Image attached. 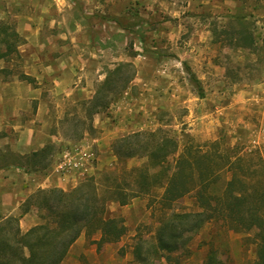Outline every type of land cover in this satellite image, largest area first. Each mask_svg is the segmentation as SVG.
<instances>
[{"label":"trees","instance_id":"trees-1","mask_svg":"<svg viewBox=\"0 0 264 264\" xmlns=\"http://www.w3.org/2000/svg\"><path fill=\"white\" fill-rule=\"evenodd\" d=\"M236 34L235 45L256 48L251 32L242 28ZM20 41L14 27L0 20V59L8 61L18 55ZM187 72L199 85L196 76ZM135 73L130 61L109 69L93 96L80 102L83 115L63 120L62 136L78 140L85 133L92 134L93 115L106 110ZM19 76L34 80L23 73ZM197 94L203 96L200 86ZM58 148L47 143L20 155V166L25 171L42 170ZM110 151L116 162L98 176H85L67 189L39 188L23 200L19 215L0 214V264H61L83 231L87 237L99 234L91 239L97 248L116 242L127 228L121 215L109 211L108 204L125 205L142 195L153 196L158 225L152 245L134 244L136 260L146 262L157 252L169 258L170 253L185 249L204 224L221 220L236 231L253 232L251 264H264V158L258 148L230 145L222 136L203 142L188 138L180 146L177 137L157 128L120 135L112 140ZM130 158L143 161L127 168L124 162ZM186 195L192 196L196 210L175 208ZM31 210L41 222L23 230L20 217Z\"/></svg>","mask_w":264,"mask_h":264},{"label":"rangeland","instance_id":"rangeland-1","mask_svg":"<svg viewBox=\"0 0 264 264\" xmlns=\"http://www.w3.org/2000/svg\"><path fill=\"white\" fill-rule=\"evenodd\" d=\"M80 1L0 0V20L10 23L16 30L17 23L24 19L19 20L17 17L23 15V17L30 18L29 21L33 20L42 25L40 31L45 38L59 32L60 28L49 25V21L53 17L56 23L57 21L66 22L67 26L63 27L64 30L72 32L74 21L83 17H79V14L83 12ZM106 1L100 0V3L106 6ZM114 2L113 7L118 10H121L125 4L127 5L123 12H119L118 16L91 11L81 19L86 24L83 33L89 38L90 45H93L95 39L107 36L112 22L115 20L125 31L124 40L120 43V55L115 58L103 57L102 71L106 72L109 68L114 67L125 54L135 56L139 53L153 57L160 64L168 62L171 70L179 72L180 68L183 71L180 76H185L191 83V89L196 91L197 86H200L202 92L205 88L203 87V90L200 83L197 85L190 80L187 69L192 73L193 71L187 61L197 62V64L204 61V67L201 70H203V74L208 71L206 74L209 75L207 90L213 94H220L224 91L223 95L227 97L233 96L241 90L250 94L257 90L258 84L264 82V0H115ZM197 3H206L207 8L195 9L192 5ZM20 23H24V21ZM242 28L252 33L256 48L235 45L236 31ZM196 31L197 35L201 34L202 40L195 39ZM19 35L21 41L18 46V55L13 56L11 60H6L3 69L8 71L9 75H6L8 78L16 75L24 82L36 85L34 78L32 82H28L19 76L31 67L30 59L24 57L31 47L27 44L25 37ZM194 44L199 49L198 51H202V56L196 55L195 58L193 51V56L187 57L188 49H192ZM181 53H185V56L182 63H179V60L181 62L179 56ZM203 56L206 58L203 59ZM209 70H211L210 73ZM49 82V78L41 79L42 85ZM97 85L95 86L97 87ZM131 94H137V89L132 87ZM43 97L47 98L49 109L54 115L51 127V129L54 128V132L51 133L71 142L76 141L62 136L65 125L63 120L83 115L84 112L80 105L82 101L71 102L56 95L51 97L47 91L43 92ZM221 100L223 101L224 98ZM35 110L36 106L33 103L28 110L23 112V122L31 118ZM106 111L107 109L102 112ZM187 111L185 106L162 110L157 113L162 125L145 129L159 128L162 132L177 137L180 146L188 138L199 142L212 140L195 133L189 134L187 138L178 136L176 128L173 126V120L183 116ZM231 118L234 120L232 124H223L217 127L216 137L222 136L230 145L258 148L264 158V140L262 138L256 141L252 140L264 132L262 113L250 108L246 114H243L235 108L232 110ZM237 119L239 120L237 121ZM129 132L132 131L120 135ZM3 154L7 155L5 152ZM101 158L104 160V164L99 169H94L90 174L80 175L78 181L85 176H98L101 171L113 167L116 162L110 148L102 153ZM142 161L140 158H130L124 162V165L129 168L139 165ZM156 193L159 195L161 189L156 190ZM154 201L153 196L142 195L133 197L125 205L110 202L108 204L109 211L121 215L124 219L127 228L125 235L116 242L105 243L97 248L91 239H97L99 234L93 233L87 237L83 231L71 245L61 264H251L255 248L251 241L253 232L236 231L221 220L204 224L192 236L185 249L170 253L169 258L162 252H157L150 254L146 262L136 260L133 254V246L136 241L143 242L142 244L145 246L154 243V234L158 225L157 211L153 206V204L155 205ZM175 208L197 209L191 195H186L178 200L175 203ZM22 229L24 230V228Z\"/></svg>","mask_w":264,"mask_h":264},{"label":"crops","instance_id":"crops-1","mask_svg":"<svg viewBox=\"0 0 264 264\" xmlns=\"http://www.w3.org/2000/svg\"><path fill=\"white\" fill-rule=\"evenodd\" d=\"M114 1L107 0L106 6H103L100 0H81L83 12L79 17H84L91 11L118 16L127 5L118 10L112 5ZM192 6L197 10L207 8L206 3ZM17 18L19 20L24 18L17 23L16 30L25 37L31 47L24 54L26 59H30L31 67L23 74L34 78L36 85L26 83L16 75L8 78L6 76L9 75L8 71L3 69L6 60L0 59V214L2 215H19L23 200L39 188L73 187L80 175L90 174L104 164L101 155L109 150L110 142L118 135L127 131L161 126L162 121L157 113L162 110L187 107L186 114L173 120L176 133L183 138L193 133L212 140L218 138L215 132L217 127L234 122L231 114L235 108L243 114L254 108L262 113L264 120V82L258 84L257 90L250 94L244 90L227 97H224V91L213 94L207 90L208 71L203 74L201 70L204 61L200 64L187 61L202 88H205V90L203 88V96H199L196 90L191 89V83L187 78L180 76L183 72L180 68L179 72L171 70L168 62L160 64L151 56L139 53L135 56L125 54L120 58V62L130 61L136 68L130 84L120 93L117 100L111 102L106 112L93 115L92 124L95 131L92 134L85 133L83 137L72 142L65 140L51 133L54 115L49 109L47 98L43 97V92L47 91L51 97L56 95L71 102L90 99L97 88L95 85L97 82L99 85L107 73L102 71L103 57L115 58L120 55V43L124 40L125 31L115 20L113 24L111 23L112 27L108 35L95 39L93 45H90L89 38L83 33L86 24L81 20L82 18L74 21L72 32L69 30L66 32L63 28L67 26L66 22L56 23V20L50 17L49 25H55L60 29L59 32L45 38L40 31L42 25L33 20L29 21L30 18L23 15ZM23 21L24 23H20ZM195 34V39L202 40L201 34L197 35V31ZM198 50L194 44L192 49H188L187 57H192L193 51L195 58L202 56V51ZM116 51L119 52L115 53ZM179 56L181 57L179 63H182L185 53ZM204 58L206 57L203 56ZM43 78H49L50 82L42 85ZM132 87L137 89V94H131ZM221 98L224 100L222 101ZM33 103L36 106L35 113L23 122V112ZM263 136L264 132L252 140L256 141L260 138L264 140ZM47 143H55L59 147L51 163L42 170L25 171L20 166L22 161L20 155L28 154L31 150ZM75 146L82 147L81 152L87 155L82 157L80 153L78 154L81 156V166L65 172L59 171L57 163L60 156L66 149ZM4 152L7 155H4ZM91 155L93 159L90 161ZM39 222L41 219L32 210L23 214L19 220L21 228L24 229Z\"/></svg>","mask_w":264,"mask_h":264},{"label":"built area","instance_id":"built-area-1","mask_svg":"<svg viewBox=\"0 0 264 264\" xmlns=\"http://www.w3.org/2000/svg\"><path fill=\"white\" fill-rule=\"evenodd\" d=\"M82 147L75 146L72 149H66L62 155L60 156L57 168L61 172H65L74 168H78L80 165V157H86L87 155L83 152H81ZM81 154L79 156L78 154ZM93 159V155L89 157V160L91 161Z\"/></svg>","mask_w":264,"mask_h":264}]
</instances>
